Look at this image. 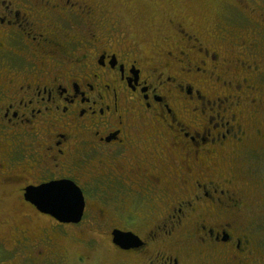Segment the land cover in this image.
Returning <instances> with one entry per match:
<instances>
[{
  "label": "flooded vegetation",
  "instance_id": "af4514ba",
  "mask_svg": "<svg viewBox=\"0 0 264 264\" xmlns=\"http://www.w3.org/2000/svg\"><path fill=\"white\" fill-rule=\"evenodd\" d=\"M118 24L99 0H0V206H24L25 219L50 222L33 240L23 223L18 235L0 236V262L27 258L29 248L35 264H62L58 237L89 216L106 225L101 233L126 258L121 264H264V178L236 167L258 171L264 154V136L241 121L247 107L264 112V90L251 77L264 75V17L262 36H236L247 60L172 20L173 31L155 40ZM219 163L227 177L217 175ZM59 180L83 192L77 223L26 196ZM108 214L125 226L106 224ZM139 216L146 223L137 230ZM113 230L138 244L121 248ZM85 242L95 248V239Z\"/></svg>",
  "mask_w": 264,
  "mask_h": 264
},
{
  "label": "rangeland",
  "instance_id": "374dc122",
  "mask_svg": "<svg viewBox=\"0 0 264 264\" xmlns=\"http://www.w3.org/2000/svg\"><path fill=\"white\" fill-rule=\"evenodd\" d=\"M99 2L106 10L119 16L120 24L118 25L137 40H148V38L151 40H155L156 38L161 39L163 35L173 31L171 27L172 23H169L171 26L168 24V20H172L174 25L179 22V24L187 26L189 29L198 31V35L202 39L201 41L206 43L207 46L210 45L208 47L219 48L221 52L233 50L234 52L231 54H229V51L226 52L232 60L234 57L247 60L242 56L243 53L239 54L240 48H235L237 35H244L245 38L247 36H255L256 39L262 36L257 23H261L264 17V0H99ZM250 8L253 11H250ZM232 13L239 15L240 24L232 20V18L234 19ZM139 21L146 23L144 25H146L147 34L142 32ZM219 23L221 26L227 28V33L224 35L225 39L222 38L223 32L218 26ZM261 39L257 41L260 42V49L264 51V39ZM263 62L264 57L263 59L258 58L257 64L262 65ZM251 77H253V81L256 79L255 83H253L254 86L260 87V91H263L264 75H260L259 77L252 75ZM242 115L241 121L244 123L248 134L254 135L259 131L264 136L263 111L260 112L254 107H247L243 110ZM254 139H256L255 136L251 137L250 140L253 141ZM256 161L260 166L258 171L254 166H250V169H248L246 165L237 164L236 167L239 170H248L254 175L258 173V179L264 178V154L257 155ZM216 173L217 175L222 173L223 176L227 177L230 171L228 167H225V164L219 163ZM244 177L247 178L246 175ZM23 212H27L26 207L12 206L9 202L0 206V236L18 235L16 225L23 223L29 229L30 238L33 240L37 235H41V230L44 227L41 223H50L44 218H37L36 221L40 224H35L33 221L35 218L32 220L25 219ZM244 213H246L244 214L245 218H255L254 211L247 210ZM90 220V217L86 216L80 226H77L82 228V232H78L77 227H67L65 230L69 234L65 235L64 233L58 237V245L56 246H61L60 250H63L62 264H75L74 261L77 255L84 257L83 260H79V264L125 263L126 258L119 257L111 248L107 235L101 233L102 230L106 233V225L101 226L102 229H99L100 226L92 224ZM145 220L142 216L137 217L135 229L138 230L142 224L146 223ZM118 221L120 224L113 222L109 214L105 219L108 225L125 226V221ZM103 223L104 221L101 222V224ZM260 231L262 232L263 230ZM86 239L88 241L95 239L96 243L93 245L95 248H87ZM12 240L14 239L12 238ZM169 249L172 252V248ZM26 252L28 254L27 258L23 259L20 254H17L14 260L6 257L3 258L0 264H21V260L23 261L22 264L39 263L37 261L39 255L34 253V250L32 252L28 248ZM29 257H32L34 261H29ZM25 259L28 260L24 262Z\"/></svg>",
  "mask_w": 264,
  "mask_h": 264
},
{
  "label": "water",
  "instance_id": "95a60500",
  "mask_svg": "<svg viewBox=\"0 0 264 264\" xmlns=\"http://www.w3.org/2000/svg\"><path fill=\"white\" fill-rule=\"evenodd\" d=\"M62 182H70L69 180H59V181H51L49 183L42 184L36 188H40L45 186L46 184H58ZM36 188H27V197H30V194L33 192L34 189ZM80 189V188H79ZM37 207L45 213H48L55 217L58 221L64 222V223H77L81 220L84 207H85V201L83 195L77 199L75 206L72 207L71 209L66 208V207H54L49 204H43V203H37ZM113 235V241L120 246L121 248H128L130 246H135L138 244L139 238L134 235L131 232H125V231H120V230H113L112 231Z\"/></svg>",
  "mask_w": 264,
  "mask_h": 264
},
{
  "label": "snow or ice",
  "instance_id": "6c2138e0",
  "mask_svg": "<svg viewBox=\"0 0 264 264\" xmlns=\"http://www.w3.org/2000/svg\"><path fill=\"white\" fill-rule=\"evenodd\" d=\"M82 195V190L74 183L62 182L58 184H46L43 187L36 188L30 194V198L37 203L71 209Z\"/></svg>",
  "mask_w": 264,
  "mask_h": 264
}]
</instances>
